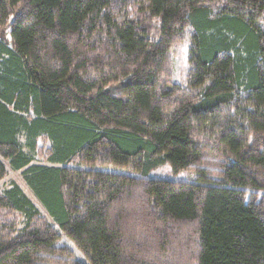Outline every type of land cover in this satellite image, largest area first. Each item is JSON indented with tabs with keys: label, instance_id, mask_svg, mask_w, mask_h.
<instances>
[{
	"label": "trees",
	"instance_id": "obj_1",
	"mask_svg": "<svg viewBox=\"0 0 264 264\" xmlns=\"http://www.w3.org/2000/svg\"><path fill=\"white\" fill-rule=\"evenodd\" d=\"M6 160L0 264H264V0H0Z\"/></svg>",
	"mask_w": 264,
	"mask_h": 264
},
{
	"label": "rangeland",
	"instance_id": "obj_2",
	"mask_svg": "<svg viewBox=\"0 0 264 264\" xmlns=\"http://www.w3.org/2000/svg\"><path fill=\"white\" fill-rule=\"evenodd\" d=\"M182 51L186 52L187 49L184 50H180L177 51V53L171 57V63L170 65L173 66V68L175 69V73L176 75L179 74V69H176L177 67L180 66H184L185 65V55L182 54ZM185 67V66H184ZM34 156V163L38 162L37 164H42V165H49L46 161H44V159L41 156ZM6 166H7V175L6 177L0 181V195L8 188H10L12 186V184H17L19 185L23 191L26 193V195L35 203V205L37 206V208L40 211V215L41 216H46V218L54 225L55 221L53 220V218L49 215V213L47 212V210L44 208V206L41 204V202L37 199V197L35 196L32 188L27 184V181L25 179V175H24V169H20V170H16L12 167V165L10 164L9 160L5 161ZM152 177H156V178H170L172 180H176V181H190L194 179L193 173L191 172V170L189 171H182L179 172L177 174H174L171 170L170 167L165 166L162 168H159L155 171H153L151 173ZM17 215V222H16V226L20 227L22 226L23 223V215L21 213H15ZM61 233V231H60ZM62 235V233H61ZM68 243L72 246L76 257H80L81 253L78 250V248L75 247V245L68 240L64 235L61 237V241H60V245L64 244V243Z\"/></svg>",
	"mask_w": 264,
	"mask_h": 264
}]
</instances>
